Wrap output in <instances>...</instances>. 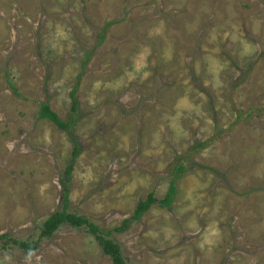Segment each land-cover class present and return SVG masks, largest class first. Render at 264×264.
Returning <instances> with one entry per match:
<instances>
[{"label": "rangeland", "instance_id": "rangeland-1", "mask_svg": "<svg viewBox=\"0 0 264 264\" xmlns=\"http://www.w3.org/2000/svg\"><path fill=\"white\" fill-rule=\"evenodd\" d=\"M65 191L125 264H264V0H0V264H112Z\"/></svg>", "mask_w": 264, "mask_h": 264}, {"label": "trees", "instance_id": "trees-1", "mask_svg": "<svg viewBox=\"0 0 264 264\" xmlns=\"http://www.w3.org/2000/svg\"><path fill=\"white\" fill-rule=\"evenodd\" d=\"M75 90V89H74ZM74 90L71 93V110H70V117L66 122H63L59 119L58 115L54 113L51 108L47 104H41L40 109L38 112V120H47L50 123L54 124L59 130L63 132L70 133V130L72 126L74 125L73 119H76V114L78 111V104L77 100L74 97ZM72 116V117H71ZM80 153V147L77 143L73 146V152H72V158L71 163L67 166L65 169V172L63 173L64 181L63 183H68L70 181V174L73 169V162L78 157ZM182 171V168H177L176 172ZM64 186V189L66 187ZM175 194V186L173 181L171 182V185L168 189V192L163 200L158 201L156 200L153 195H149L145 200H141L138 202L134 215L131 220H137L140 218L142 214H144L149 208L158 203L161 207L169 208L170 204L173 201V197ZM61 210L59 212L53 213L42 225L40 229V239H48L50 238L60 227L63 225H67L75 230H80L83 232H86L87 234L94 237L95 241L98 243L100 248L102 249V252L105 256H108L112 264H125V261L120 253V247L111 239H108V234L103 233L97 225L90 222L88 219H86L83 216H78L76 214H72L69 212V198L68 194L65 191L62 194L61 197ZM128 221H123L121 227L115 229L116 232H121L126 229L128 226ZM2 238V237H1ZM19 248H21L24 251H34L36 249V245H33L29 247L28 245H25L23 243H18Z\"/></svg>", "mask_w": 264, "mask_h": 264}]
</instances>
